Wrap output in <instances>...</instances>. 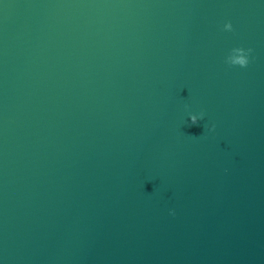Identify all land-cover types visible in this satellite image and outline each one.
Masks as SVG:
<instances>
[{
  "label": "water",
  "instance_id": "95a60500",
  "mask_svg": "<svg viewBox=\"0 0 264 264\" xmlns=\"http://www.w3.org/2000/svg\"><path fill=\"white\" fill-rule=\"evenodd\" d=\"M0 264H264V0H0Z\"/></svg>",
  "mask_w": 264,
  "mask_h": 264
},
{
  "label": "clouds",
  "instance_id": "9594fccd",
  "mask_svg": "<svg viewBox=\"0 0 264 264\" xmlns=\"http://www.w3.org/2000/svg\"><path fill=\"white\" fill-rule=\"evenodd\" d=\"M219 31L223 33H233L234 28L231 21H226L223 23L222 27H219ZM253 58V49L251 47H245L241 45L232 46L228 52V55L223 60V64L226 65L229 68H240L245 69L249 66L251 60ZM202 115L200 117L198 116H190L189 122L192 125H195L198 123L199 119H202ZM215 131V124H212L209 127V132ZM170 216L175 215L174 209H169Z\"/></svg>",
  "mask_w": 264,
  "mask_h": 264
}]
</instances>
